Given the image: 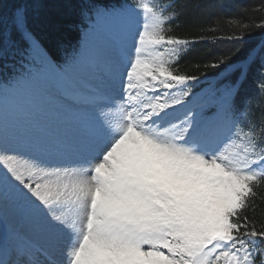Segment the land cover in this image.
I'll return each instance as SVG.
<instances>
[{
    "label": "snow or ice",
    "instance_id": "6c2138e0",
    "mask_svg": "<svg viewBox=\"0 0 264 264\" xmlns=\"http://www.w3.org/2000/svg\"><path fill=\"white\" fill-rule=\"evenodd\" d=\"M177 15L172 0L91 3L53 56L26 4L0 6L15 69L0 81V264H264L248 215L264 200V41L204 65L220 79L196 91L179 61L202 37L170 34ZM233 24L243 40L264 15ZM250 72L258 121L237 104Z\"/></svg>",
    "mask_w": 264,
    "mask_h": 264
},
{
    "label": "trees",
    "instance_id": "16d2710c",
    "mask_svg": "<svg viewBox=\"0 0 264 264\" xmlns=\"http://www.w3.org/2000/svg\"><path fill=\"white\" fill-rule=\"evenodd\" d=\"M132 0H0V6L10 8L15 4L28 6L30 27L50 55H61L78 43L86 27L82 22L81 11L91 3L120 4ZM177 17L172 22V32L188 39L202 37L189 46L190 50L179 61V71L200 76L198 90L207 82L220 79L222 68H205L217 57L227 55L237 48L241 52L264 41V31L252 28L243 40H229L234 32L233 19L240 23L259 22L264 12L258 11L264 0H172ZM214 29V31H213ZM235 59V58H234ZM13 61L7 65L0 60V81L14 73ZM18 68V65L16 66ZM207 77V79H205ZM215 81V82H216ZM257 77L250 72L243 80L237 104L247 103L252 110L253 119L259 120L258 105L262 102V93L257 87ZM260 192V190H258ZM264 196V192H260ZM256 210L248 215L259 223L264 221V200L256 199Z\"/></svg>",
    "mask_w": 264,
    "mask_h": 264
},
{
    "label": "rangeland",
    "instance_id": "374dc122",
    "mask_svg": "<svg viewBox=\"0 0 264 264\" xmlns=\"http://www.w3.org/2000/svg\"><path fill=\"white\" fill-rule=\"evenodd\" d=\"M198 83H200V82H198ZM198 83H195V87L198 85ZM207 83H208V85H209V83H214V82H209V81H208ZM208 85H207V86H208ZM207 86L204 85V86H202L200 89H202V88H203V89H207ZM194 89H195V88H194ZM200 89H199V90H200ZM196 91H198V90H196ZM3 227H4V223H3V222H0V231H3V230H2Z\"/></svg>",
    "mask_w": 264,
    "mask_h": 264
},
{
    "label": "bare ground",
    "instance_id": "6f19581e",
    "mask_svg": "<svg viewBox=\"0 0 264 264\" xmlns=\"http://www.w3.org/2000/svg\"><path fill=\"white\" fill-rule=\"evenodd\" d=\"M3 231H0V233H2Z\"/></svg>",
    "mask_w": 264,
    "mask_h": 264
}]
</instances>
